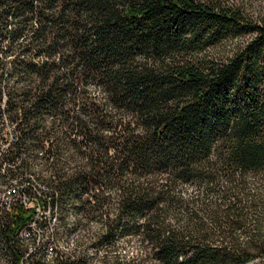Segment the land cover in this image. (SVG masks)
<instances>
[{
    "label": "trees",
    "instance_id": "trees-1",
    "mask_svg": "<svg viewBox=\"0 0 264 264\" xmlns=\"http://www.w3.org/2000/svg\"><path fill=\"white\" fill-rule=\"evenodd\" d=\"M8 127L0 165L20 178L39 164L21 192L60 222L101 225L58 264H264V12L251 0H0ZM33 214L2 208L12 264L29 259L19 231ZM132 240L135 256L113 255Z\"/></svg>",
    "mask_w": 264,
    "mask_h": 264
},
{
    "label": "built area",
    "instance_id": "built-area-1",
    "mask_svg": "<svg viewBox=\"0 0 264 264\" xmlns=\"http://www.w3.org/2000/svg\"><path fill=\"white\" fill-rule=\"evenodd\" d=\"M18 139L15 131L4 135L0 144V157L3 153L11 148V142ZM18 161L12 162L11 167L22 169L21 164L25 154H20ZM18 163V164H17ZM20 178H16L10 170L9 164L0 165V213L2 208L11 211L19 202L27 209H33L32 218L19 231V242L21 248L27 252V258L22 259L18 264H58L59 260L65 259L64 249L62 248V239L58 233L60 217L57 210L52 208H44L36 200L29 198L22 193L20 188V179H34L29 171H24ZM35 180V179H34ZM0 264H12L11 259L5 256L0 246Z\"/></svg>",
    "mask_w": 264,
    "mask_h": 264
},
{
    "label": "rangeland",
    "instance_id": "rangeland-1",
    "mask_svg": "<svg viewBox=\"0 0 264 264\" xmlns=\"http://www.w3.org/2000/svg\"><path fill=\"white\" fill-rule=\"evenodd\" d=\"M251 4L255 7L256 10H262L264 12V0H251ZM11 131H13V128L8 127L6 129V131L0 135H2L3 136L2 138H4V135L9 134ZM0 142H1V140H0ZM38 165L34 164L32 170H27V171H29L31 174H35L34 171L39 170ZM23 171H25V170H23ZM73 223H74L73 214L70 212H66L64 214V222L62 221V222H59V224H58V226H59L58 233L60 235V238L62 239V246H63L62 248L64 249V252H68V253H65V255H64L65 259L70 257V252L75 248L76 241H77L79 236H81L82 234H86L87 231H90L89 233L99 231L101 228V225L96 223V222H92L89 225L88 230L84 229V227H75V225H73ZM138 250H139V242L137 240H132V241L127 242V243L120 242V244L118 245L116 250L113 252V255H114V253H122V254L127 255V256H135L137 254ZM90 251H93V250L90 249ZM101 256H102V254L98 253V255L95 257L93 263L94 264H103Z\"/></svg>",
    "mask_w": 264,
    "mask_h": 264
}]
</instances>
